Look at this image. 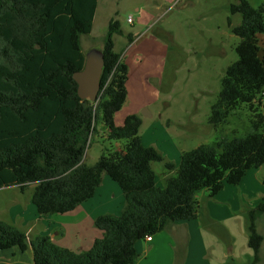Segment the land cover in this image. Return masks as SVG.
<instances>
[{
  "label": "trees",
  "instance_id": "obj_1",
  "mask_svg": "<svg viewBox=\"0 0 264 264\" xmlns=\"http://www.w3.org/2000/svg\"><path fill=\"white\" fill-rule=\"evenodd\" d=\"M236 1L230 11L242 16V24L232 28L240 38L238 60L225 72L208 123L218 130L245 105L249 130L241 138L221 137L212 146L183 152L177 168L143 144L141 116L116 124L128 98L129 67L115 50V37L124 36L129 45L135 41L119 20H110L102 47L99 101L78 94L73 75L86 62L81 37L93 31L99 0H0V189L17 187L23 194L34 185L31 201L40 215L67 214L92 199L108 176L126 202L121 215L96 218L103 237L89 251L59 247L49 236L29 239L4 221L0 251L31 250L34 264H136L139 241L198 217L200 192L213 198L225 184L237 186L249 170L264 165V4ZM99 125L119 147L105 149L94 165H87ZM155 163H163L169 174L162 187ZM263 216L264 198L246 214L248 247L254 253L248 264L261 261L264 236L258 222Z\"/></svg>",
  "mask_w": 264,
  "mask_h": 264
},
{
  "label": "rangeland",
  "instance_id": "obj_2",
  "mask_svg": "<svg viewBox=\"0 0 264 264\" xmlns=\"http://www.w3.org/2000/svg\"><path fill=\"white\" fill-rule=\"evenodd\" d=\"M249 1L255 7L264 4V0ZM236 3V0H101L92 33L81 37L83 52L87 54L102 48L113 18L120 21L123 30L134 34L135 42L126 49L127 39L115 37L116 49L129 67L128 98L115 121L121 126L128 116H141L143 144L155 147L174 164L180 165L182 151L212 146L221 137L241 138L249 130L250 112L245 105L235 110L229 123L218 130L208 123L225 72L238 60L236 48L240 38L233 34L232 28L242 24V16L230 11ZM130 17L133 24L127 22ZM260 47L264 56V35L260 36ZM145 110L151 112L150 117L143 118ZM106 136L105 127L99 125L85 157L87 165L95 164L105 149L119 147ZM153 167L164 186L168 175L164 164L155 163ZM116 186L120 189L117 183ZM33 190L34 185L23 194L18 188L0 191V218L4 208L16 198L22 199L25 206L31 203L36 210L31 201ZM247 238L248 234L238 237L237 258L244 259V252L249 251ZM231 264L241 262L233 258Z\"/></svg>",
  "mask_w": 264,
  "mask_h": 264
},
{
  "label": "crops",
  "instance_id": "obj_3",
  "mask_svg": "<svg viewBox=\"0 0 264 264\" xmlns=\"http://www.w3.org/2000/svg\"><path fill=\"white\" fill-rule=\"evenodd\" d=\"M132 44H127L125 49ZM116 47L115 38V50L119 53ZM150 116L151 112L145 110L143 118ZM263 179L264 165L249 170L237 186L225 184L213 198L207 191L200 192L197 195L198 217L175 222L167 230L155 234L150 242L146 239L139 241L136 244L139 255L136 264H227L229 258H236L241 264L247 263L254 254L253 250L248 247L249 251L244 252L245 258H237L236 242L240 235L247 236L248 210L258 206L264 198ZM111 180L104 176L95 196L73 212L42 216L31 207V203L25 206L22 199L16 198L4 208L0 221L15 225L29 239L49 236L59 247L76 253L89 251L95 241L103 237V233L95 227L96 218L107 214L119 216L125 207L121 188ZM156 180L162 187L161 182ZM8 190L14 191L17 187L0 189L1 192ZM258 230L264 236V216L258 222ZM0 264H34L33 253L31 250H3L0 251ZM259 264H264V243Z\"/></svg>",
  "mask_w": 264,
  "mask_h": 264
},
{
  "label": "water",
  "instance_id": "obj_4",
  "mask_svg": "<svg viewBox=\"0 0 264 264\" xmlns=\"http://www.w3.org/2000/svg\"><path fill=\"white\" fill-rule=\"evenodd\" d=\"M105 64L101 48L92 49L86 54L85 67L73 75L78 84V94L81 99L97 103L100 99L101 75Z\"/></svg>",
  "mask_w": 264,
  "mask_h": 264
},
{
  "label": "built area",
  "instance_id": "obj_5",
  "mask_svg": "<svg viewBox=\"0 0 264 264\" xmlns=\"http://www.w3.org/2000/svg\"><path fill=\"white\" fill-rule=\"evenodd\" d=\"M127 22L129 24H133L134 23V19L132 17H130V18H128ZM152 239H153V236H147L146 237V240L149 241V242L152 241Z\"/></svg>",
  "mask_w": 264,
  "mask_h": 264
}]
</instances>
